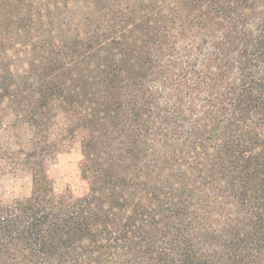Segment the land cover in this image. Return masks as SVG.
I'll list each match as a JSON object with an SVG mask.
<instances>
[{
	"label": "trees",
	"instance_id": "1",
	"mask_svg": "<svg viewBox=\"0 0 264 264\" xmlns=\"http://www.w3.org/2000/svg\"><path fill=\"white\" fill-rule=\"evenodd\" d=\"M4 104L33 187L0 264H264V0H0Z\"/></svg>",
	"mask_w": 264,
	"mask_h": 264
},
{
	"label": "rangeland",
	"instance_id": "2",
	"mask_svg": "<svg viewBox=\"0 0 264 264\" xmlns=\"http://www.w3.org/2000/svg\"><path fill=\"white\" fill-rule=\"evenodd\" d=\"M64 123H68V120ZM62 126L56 128L50 137L52 154L47 167L56 182L59 191L68 187L82 191L86 182L82 180V139H70L63 136ZM32 137L31 131L23 123H17L14 113L6 104L0 105V156L2 172L0 173V204H8L31 196L33 178L29 170L20 164L24 159L22 150L29 151L27 143ZM4 155V154H3Z\"/></svg>",
	"mask_w": 264,
	"mask_h": 264
}]
</instances>
